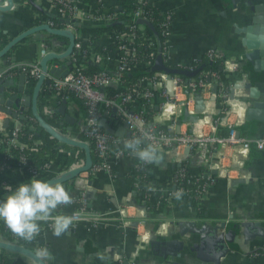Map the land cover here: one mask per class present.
Returning <instances> with one entry per match:
<instances>
[{"label": "built area", "instance_id": "2783aa9c", "mask_svg": "<svg viewBox=\"0 0 264 264\" xmlns=\"http://www.w3.org/2000/svg\"><path fill=\"white\" fill-rule=\"evenodd\" d=\"M96 1L99 3L97 6L87 0H31L34 5L44 8V14L39 15L36 24L45 22L52 27L68 29L74 34L71 52L67 56L51 58L47 61L44 82L40 87V91L45 93L42 109L47 116L54 117L56 120H58V113L55 114V110L64 100L66 102L78 100L82 103L81 134L83 138L71 134L62 127H53L69 136L86 141L92 146L95 154L90 168L79 172L73 178L74 186L80 189L78 200L81 205L66 214L73 219L71 227L76 228L79 221H84L90 226H97L104 221L103 213L91 212L87 208L93 193L88 177L103 172L111 179L114 178L115 161L119 157L132 153L126 148L112 151L111 144L120 141L125 143L132 138L143 139L144 132H148L153 137L147 142L153 143L158 151L162 152L164 161L175 168L171 186L160 192L167 201L175 198L173 193L177 190L183 191L182 197L195 196V199L200 200L206 194L208 183L214 181L216 177L226 179L227 192H232L238 182L247 181L249 176L246 172L233 175L234 166L243 165L251 145L257 149L264 147V136L251 138L236 134V125L241 124L246 118L245 113L251 98L248 88L236 87L235 83L248 80L235 79L234 82H228L226 86L220 80L218 72L212 69H202L192 76L154 69L149 74L139 75L134 80L129 79L126 76L128 72L149 66L158 53L161 54L165 64L188 69H194L201 57H195L187 64L170 62L171 48L167 44L173 19V12L170 9H159L163 18L154 22L163 36L162 47L157 48L160 41L153 33H150L147 25V22L153 25L151 21L154 18L149 10L155 4L154 0H133V8L130 11L122 9L120 0ZM105 7L112 9L108 11ZM113 21H121V27L102 33V40L92 38V35L83 29V26L109 24ZM32 34L41 42L39 57L32 56L28 60L9 65L0 70V77H12L19 69L25 75V83L32 87L42 72L40 58L50 51L61 53L67 46L61 39L45 37L40 30ZM142 43L154 49L149 52L140 51ZM98 46L101 47L100 51L97 49ZM204 55L209 59L220 57L213 48L206 49ZM91 62L103 64L104 67L88 70V63ZM57 68H60L58 73L51 70ZM221 68L227 73L244 71L240 60L224 57L221 58ZM62 70L66 72L62 74ZM45 79L48 81L46 82ZM111 85L118 87L113 93L109 92ZM237 88H241V93L238 95L235 93ZM27 93L24 94L27 95ZM205 93L209 96H205ZM51 97L55 98L53 103L50 101ZM157 97L160 101H157ZM215 99L216 101L221 99L224 106L220 110H213L216 117L212 116V132L204 131L200 123L206 120L204 113H208L210 102L215 105ZM20 100H25V96ZM236 100L237 102H234ZM6 109H0V148L1 146L5 148L6 157H11L9 150L11 146L25 148L27 151L35 150L40 141H30V137L24 138L20 134L23 126L29 127L34 132L39 131V125L31 123L26 125L27 119L33 120L34 117L28 115L22 104L16 107L7 105ZM234 109H237L239 114L236 121L230 118ZM111 111L120 118L117 126H121L124 122L127 124L130 130L129 135L118 136L108 131L99 122L101 117L108 120ZM1 112H4V116ZM12 118L15 123L9 125V119ZM4 121L8 122L4 123ZM220 122L228 125L226 134L215 131ZM182 124H185V127H181ZM229 147L234 149L230 155L225 152V148ZM225 158H228V162L224 160ZM186 161H192L201 168V172L205 174L203 182L195 183V179L192 178V174L184 163ZM80 163L82 162L64 166L61 172ZM137 163L140 168L145 165L139 160ZM14 167H27L33 172L35 178H40L42 174L36 166L29 163L24 153L19 155ZM44 167V171H48L51 161L45 162ZM211 169L215 170V173L209 172ZM140 186L143 185L140 184ZM3 188L0 186V192ZM148 194H150L149 191ZM2 195L0 200L5 198ZM145 197H137L129 190L119 198L117 217L124 225L134 224L136 228L134 252L145 248L148 240L162 233L165 227L164 222L156 229L145 226V211L148 205ZM139 226L141 230H138ZM4 231H9V234L6 232L3 234L0 231V240L27 246L23 241L18 240L14 233H10L5 224ZM32 244L34 248L31 249L34 251L43 247L38 236ZM262 250H255L254 254L263 253L264 249ZM103 256L112 264L122 263L128 257L115 247L106 248Z\"/></svg>", "mask_w": 264, "mask_h": 264}, {"label": "crops", "instance_id": "0c3cea01", "mask_svg": "<svg viewBox=\"0 0 264 264\" xmlns=\"http://www.w3.org/2000/svg\"><path fill=\"white\" fill-rule=\"evenodd\" d=\"M4 2L6 1L0 0V3ZM154 2L159 9H170L173 12L171 34L167 41L171 48V63L187 64L195 57H202L206 49L213 48L220 56L217 57L220 60V68L223 57L240 60L244 67L245 72L241 73L239 71L227 73L221 68L229 83L234 82L235 79L249 80L259 90L264 91L263 74L257 70L246 68V58L243 53L247 48L241 43L243 32L236 29L237 26L240 27L257 17L258 14L264 15V0H154ZM255 5L259 8L255 9ZM251 6L252 8H250ZM40 14H44L43 6L34 5L31 0H13L10 9L0 10V30L11 38L25 28L36 24ZM40 31L47 37V34ZM38 41L33 34L20 40L0 56V70L28 60L32 56L39 57L40 51H36L35 46ZM21 73L5 77L9 85H13V88L9 87L4 77H0V104L9 100V105L16 107L19 105L22 93H31L33 86L27 85L25 79L20 83ZM240 89L235 90L236 95L241 93ZM204 95L209 96L208 93ZM241 96L243 97V95ZM50 101L53 103L55 98L51 97ZM157 101H160V98L157 97ZM214 104L210 102L208 113H204L206 120L200 123L204 131L212 132L211 124L213 117H216L213 110H220L224 106L221 99L217 101L215 99ZM24 106L25 109L30 108V106ZM82 107L78 101H67L64 111L58 113V120L47 116L42 107L38 111L45 117H49L54 123L53 126L62 127L79 137L82 128ZM238 110L234 109L231 112L230 118L234 121L239 117ZM1 113L4 116V112ZM6 122L4 121V123ZM13 123H15L14 119H9V125ZM248 123H252V130L242 128ZM181 127H185V124H182ZM227 128L228 125L225 122H220L215 131L219 134H226ZM236 128L239 130V136L242 137L264 136V120H247L245 118L241 124L236 125ZM36 133L39 134L40 131ZM40 140L41 138L38 139V141ZM53 145L59 146L60 141L56 140ZM233 150L230 147L225 148L226 154L229 153V155ZM224 160L228 162V158ZM137 162L134 154L122 156L115 161L114 178L111 179L108 174L103 172L88 177L93 193L91 200L87 203V208L91 212L103 213L104 216V221L97 226H90L84 221H79L76 228L70 227L67 232L57 237L52 234L51 222H39L41 232L38 237H40L43 247H47L52 254V259L46 260L49 264H96V256H103L106 248L109 247H115L124 252L128 256L124 259L128 261L127 264H200L194 251L190 250L187 241L189 236L197 237V235L192 234L190 229L182 234L178 223L180 220H195L197 226L203 223L213 224L225 221L224 229L243 218L258 219L261 224H264V147L257 149L254 146L244 159L243 165L241 167L240 165L234 166L233 175L246 172L249 177L247 181L238 182L232 192H227L224 177H216L214 181L208 183L206 194L200 200L184 196L179 200L176 198L166 200L167 202L162 206L149 207L147 205L145 226L156 229L161 223H165L162 233L156 236L157 239L178 238L184 241L183 248L177 250V254H163L150 246L148 242L145 248L134 252L136 228L134 224L132 226L124 225L117 217L120 196L130 190L140 197L142 187L147 190L152 187L155 191L148 190L150 193L160 194L163 189L171 186L175 171L173 166L164 161L163 155L156 161L145 164L143 168H140ZM51 163L47 173H44L45 180L61 173L62 165L55 158ZM184 163L192 174V178L195 179V183L204 181L205 174L201 172V168H198L192 161ZM136 172L144 173L147 178L133 181L132 177ZM209 172L215 173V170L211 169ZM136 176L138 178L137 174ZM61 183L72 196L73 202L70 205L61 206L59 211L53 215L69 214L81 205L78 200L80 189L74 186L73 178ZM140 184L143 186L141 187ZM3 189L0 195L3 194L2 196L6 197L8 193L6 194ZM138 230H141V226L138 227ZM229 245L231 248L220 258V264H264V252L254 254L255 249H264V236L244 240L242 234L237 233L234 241ZM14 254L18 255L19 253L15 252ZM23 260L26 264H36L26 256Z\"/></svg>", "mask_w": 264, "mask_h": 264}, {"label": "water", "instance_id": "95a60500", "mask_svg": "<svg viewBox=\"0 0 264 264\" xmlns=\"http://www.w3.org/2000/svg\"><path fill=\"white\" fill-rule=\"evenodd\" d=\"M6 2L0 3V10H8L13 5V0H5ZM252 8V6L250 7ZM255 9L259 8L254 6ZM253 10V9H252ZM147 25L152 27L150 22H147ZM236 29L243 32L241 38V43L246 46L247 50L243 53L246 58V68L248 70L254 69L263 74L264 81V15L258 14L257 17L252 18L250 21L245 23ZM39 30H45L51 34L65 36L68 40L65 50L61 53H56L54 51L47 52L40 58V65L42 72L35 81L32 91L30 94L22 93L21 97L25 96V100H20L18 104L30 106L31 114L34 119L37 121V124L43 128L47 133L52 137L57 139L60 142H64L73 146H77L83 149L84 151V160L82 163L73 166L65 171H62L60 174L47 178L45 181L55 184L56 182H63L74 178L79 172L88 170L92 164V152L90 145L79 138H75L63 133L61 130L56 129L50 124L44 116L38 111L37 99L40 93V87L44 82V71L47 69V61L51 58H58L67 56L74 44V34L72 31L63 28L52 27L49 24L43 22L34 24L20 31L16 35L12 36L8 42H6L0 48V56L6 53L11 47L17 44L20 40ZM68 63V61H67ZM201 65L195 67L194 69L182 68L178 66H170L163 62L162 56L160 53L156 54L154 58V68L162 69L171 73H179L185 76L195 75L200 69ZM54 73H58L60 68L51 69ZM66 70H62L61 73L64 74ZM20 83L25 79L23 73L20 74ZM47 82L48 79H45ZM236 87H245L248 88V93L251 98V102L246 109L245 117L247 120L258 119L264 120V91L259 90V88L252 84L251 81H244L243 83H235ZM21 89V86H19ZM66 101L64 100L59 106V111L63 112L64 105ZM9 105V100L4 104H0V109L7 110L6 106ZM7 120V119H6ZM99 122L106 128L108 131L113 132L118 136L129 135L130 130L127 128V124L124 122L121 126L116 128L111 127L106 122L105 117H101ZM236 134L239 135V130L236 131ZM159 158L162 157V152L158 151ZM214 172V171H213ZM180 232L184 234L187 229H190L197 237L189 236L187 241L189 242L190 250L194 251L196 258L200 261V264H220V258L230 250V243L234 241L236 234H242L244 240L253 239L256 236H264V224H261V221L258 219L252 218H243L237 220L229 228H225V221H220L213 224L203 223L200 226L196 225L195 220L183 219L179 222ZM150 246L155 250L163 252V254H177V250L183 248L184 241L178 238L172 239H157L156 236L151 237L148 240ZM0 248L5 250H10L22 254L30 258L36 264H49L47 261H40L35 256V251L27 246L18 244L16 242H10L5 240H0ZM128 261L124 260V264H127Z\"/></svg>", "mask_w": 264, "mask_h": 264}, {"label": "trees", "instance_id": "16d2710c", "mask_svg": "<svg viewBox=\"0 0 264 264\" xmlns=\"http://www.w3.org/2000/svg\"><path fill=\"white\" fill-rule=\"evenodd\" d=\"M87 1H89L94 6H97L99 4V3H97L96 0H87ZM120 1H121L122 9H124V11H130L133 8V0H120ZM111 9H112L111 7H105V10L109 11ZM149 13L152 15L154 20L151 21L153 23V25H152L153 27L148 26V30L150 31V33H153V35L156 36L158 38V40L160 41L159 44L157 45V48L160 49L162 47L163 36L160 33L159 27L156 24H154V22L156 20L160 21L163 18V14L160 13L159 8L156 4L152 5V7L149 10ZM121 25H122L121 21H113L109 24L83 26V29L88 31L92 35V38H100V40H102V38H101L102 33H104L105 31H112L116 27H121ZM55 36L62 39L65 42V44L68 43V40L65 36H62V35H55ZM9 39L10 38L7 36V34L0 30V47H2L6 42H8ZM97 49L100 51L101 47L98 46ZM153 49L150 47H147L146 44H144V43H142L140 46V51H145V52L148 51L149 52ZM200 65L202 66L200 70H202V69L216 70L219 74L220 80H222L224 82V84L227 86L228 79L225 77L223 70L220 68V60L219 59H209L206 55H203L201 57V60H199L196 63V67H198ZM103 67H104L103 64L91 62V63H88L87 69L88 70H96V69H100ZM154 69L155 68H154V61H153L149 66H146V67L143 66L141 68H137L136 70L128 72L126 74V76L129 79L134 80L139 75L151 73ZM19 72H20V70L18 69L16 74H18ZM6 78L4 77V80H6ZM6 83L9 85V82L7 80H6ZM2 84H3V82H2ZM11 86L13 88V85L10 84L9 87H11ZM117 89H118L117 86H113V85L109 86V92L110 93L115 92ZM44 94L45 93L40 91V93L38 95V100H37L38 109H41V107H42V100L44 99ZM75 101H78V100H75ZM78 102H79V105L82 106V103L80 101H78ZM26 111H27L28 115L33 116L31 114L30 108H27ZM55 112H56L55 114L59 113V109L56 108ZM42 116H44V115H42ZM148 116H149V114H148ZM44 118L50 124H54L53 121L49 117L44 116ZM106 122L108 123V125L116 127L120 123V118H119V116H117V114H115L114 112L111 111L109 116H108V120H106ZM30 123L38 125L37 121L35 119H33V120L27 119L26 125L30 124ZM242 128H247V129L252 130L253 126H252V123H248V125L246 124V126L244 125ZM39 131H40V133L38 134L27 126H23L20 129L21 136L24 138L30 137L31 138L30 141L38 140L41 138L40 143L37 145V148L33 151H27L25 148H19V147L11 146L9 148L11 157L7 158L5 148H3V146H1V148H0V186H3L5 188L3 190L6 194L8 193L7 186H11V188L14 190L20 183L28 182L31 178H33V172L30 169H27V167H22V168L14 167V164L19 159V155L22 153L26 154L29 163L36 166L38 171H40L42 173V174H40V178L39 177H36V178L43 179V180H45L44 173H47L46 171H44L45 170L44 163L47 161L53 162L54 158H55L56 161H58L62 165L61 169H62V167L70 166L73 163L77 164L79 162H83L84 151L82 148H79L77 146H73V145H70V144H67L64 142H60L59 146H55V145H53V143L57 139L52 137L49 133H47L41 127H39ZM41 133H43V136H41ZM79 137L83 138L84 136L81 134ZM253 147L254 146L251 145L250 149H253ZM90 148H91V152H92V158H95L94 150H93L91 145H90ZM122 148H125L123 141L111 144L112 151L122 149ZM74 150H77V151L75 152ZM5 163L7 164V166ZM136 174L138 175V178H137ZM145 178H147V177H145V174L141 173V172H136L132 177L133 181L137 180V179L139 180V179H145ZM140 190H141L140 196L141 197L146 196L145 198L147 199V204L149 207L162 206L167 202L166 199L164 198V196H161L160 194H158L156 192L155 193L149 192L150 194H148V190L144 187H142ZM0 193H2V191ZM192 197L194 198L195 196H192ZM59 209L60 208H58L57 211H59ZM0 231H2L3 234H5V232H6V231H4L3 221H0ZM6 233L9 234V231H7ZM10 233H11V231H10ZM17 238H18V240L23 241L30 248H34V245L32 244L33 241L27 242V241L19 238L18 236H17ZM255 250L263 251L260 248H257ZM14 253L15 252H13V251L0 248V264H26L25 261L23 260L24 255H21V254L15 255ZM101 257H103V258H101ZM96 264H112V262L110 260H108L105 256L97 255L96 256ZM118 264H124V263L122 262V263H118Z\"/></svg>", "mask_w": 264, "mask_h": 264}, {"label": "clouds", "instance_id": "9594fccd", "mask_svg": "<svg viewBox=\"0 0 264 264\" xmlns=\"http://www.w3.org/2000/svg\"><path fill=\"white\" fill-rule=\"evenodd\" d=\"M153 137L143 133V139L132 138L126 140L124 147L133 153L144 164L156 161L157 147L147 141ZM149 191H155L149 187ZM8 195L0 200V221L19 238L32 242L41 232L39 222H51L52 234L61 236L73 224L71 216L66 214L53 215L61 206L72 204L73 198L62 183L55 184L39 178H31L28 182L20 183L14 190L7 186ZM182 190L173 193L179 200L183 196ZM35 256L40 261L52 259L47 247L35 250ZM103 258V257H101Z\"/></svg>", "mask_w": 264, "mask_h": 264}, {"label": "rangeland", "instance_id": "374dc122", "mask_svg": "<svg viewBox=\"0 0 264 264\" xmlns=\"http://www.w3.org/2000/svg\"><path fill=\"white\" fill-rule=\"evenodd\" d=\"M42 32H43L44 34H47V36H50V37H56V38L60 39L59 37L55 36L54 34H51V33L47 32V31H45V30H42ZM61 40H62V39H61ZM35 46H36V51L39 52L40 49H41V42L38 41L37 43H35Z\"/></svg>", "mask_w": 264, "mask_h": 264}]
</instances>
